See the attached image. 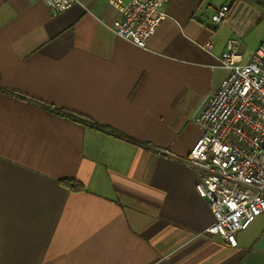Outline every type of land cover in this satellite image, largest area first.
Segmentation results:
<instances>
[{"label": "crops", "instance_id": "crops-1", "mask_svg": "<svg viewBox=\"0 0 264 264\" xmlns=\"http://www.w3.org/2000/svg\"><path fill=\"white\" fill-rule=\"evenodd\" d=\"M230 1L169 0L140 47L108 0H0V264H264V214L237 246L208 232L183 159L228 74L212 16Z\"/></svg>", "mask_w": 264, "mask_h": 264}, {"label": "built area", "instance_id": "built-area-1", "mask_svg": "<svg viewBox=\"0 0 264 264\" xmlns=\"http://www.w3.org/2000/svg\"><path fill=\"white\" fill-rule=\"evenodd\" d=\"M75 2L43 0L53 14ZM108 2L117 11L112 30L137 46L147 47L167 16L169 0ZM261 20L264 0H231L213 14L217 30L228 27L231 31L220 57L228 74L194 112L192 118L202 134L183 157L196 168V190L206 198L214 215L207 231L230 246H237V234L264 214V40L247 59L242 47L249 27ZM206 47L211 49L212 43L207 42Z\"/></svg>", "mask_w": 264, "mask_h": 264}, {"label": "rangeland", "instance_id": "rangeland-1", "mask_svg": "<svg viewBox=\"0 0 264 264\" xmlns=\"http://www.w3.org/2000/svg\"><path fill=\"white\" fill-rule=\"evenodd\" d=\"M225 31H223L219 36H224ZM264 40V21H258L253 23L250 29L247 31L242 47L250 53L249 51H254L258 44Z\"/></svg>", "mask_w": 264, "mask_h": 264}, {"label": "trees", "instance_id": "trees-1", "mask_svg": "<svg viewBox=\"0 0 264 264\" xmlns=\"http://www.w3.org/2000/svg\"><path fill=\"white\" fill-rule=\"evenodd\" d=\"M74 116H77L76 114H73ZM94 124H98L96 122H93ZM99 125V124H98ZM113 131L114 135H117V136H120V137H125L124 135H122L121 133L117 132V131H114V130H111ZM135 141V140H133ZM62 182L66 185H68L70 188L74 189V190H81V189H84V186L83 184L78 181V180H75L73 178H64L62 179Z\"/></svg>", "mask_w": 264, "mask_h": 264}, {"label": "bare ground", "instance_id": "bare-ground-1", "mask_svg": "<svg viewBox=\"0 0 264 264\" xmlns=\"http://www.w3.org/2000/svg\"><path fill=\"white\" fill-rule=\"evenodd\" d=\"M199 139V138H198ZM194 145V144H193Z\"/></svg>", "mask_w": 264, "mask_h": 264}]
</instances>
